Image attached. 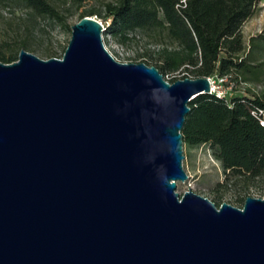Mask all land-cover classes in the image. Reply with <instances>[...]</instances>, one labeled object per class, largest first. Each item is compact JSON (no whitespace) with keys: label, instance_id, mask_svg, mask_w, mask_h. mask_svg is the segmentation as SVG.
I'll list each match as a JSON object with an SVG mask.
<instances>
[{"label":"water","instance_id":"water-1","mask_svg":"<svg viewBox=\"0 0 264 264\" xmlns=\"http://www.w3.org/2000/svg\"><path fill=\"white\" fill-rule=\"evenodd\" d=\"M84 15L61 58L0 61V264H264V197L176 189L207 76L118 60Z\"/></svg>","mask_w":264,"mask_h":264},{"label":"trees","instance_id":"trees-1","mask_svg":"<svg viewBox=\"0 0 264 264\" xmlns=\"http://www.w3.org/2000/svg\"><path fill=\"white\" fill-rule=\"evenodd\" d=\"M79 8L86 0H61ZM260 0H106L101 10H85L84 15H98L106 25L107 35L126 42L138 32L153 33L160 40L153 49H144L136 62H146L165 75L176 74L181 67L185 77L226 75L239 82L253 95L234 94L226 98L204 92L192 99L181 130L187 145L208 144L220 163L225 182L245 184L264 178V125L253 115L252 108L264 109V89H251L252 82L264 74V59L252 58V42L264 38V28L250 37L245 45L242 27L261 7ZM23 4L34 15L52 16L71 29L65 14L54 0H0V4ZM97 16V17H98ZM77 20V21H78ZM107 43V42H106ZM26 40L0 43V61L18 59ZM264 51V47H260ZM178 76L167 78L173 82ZM217 205L220 201L214 200Z\"/></svg>","mask_w":264,"mask_h":264},{"label":"rangeland","instance_id":"rangeland-1","mask_svg":"<svg viewBox=\"0 0 264 264\" xmlns=\"http://www.w3.org/2000/svg\"><path fill=\"white\" fill-rule=\"evenodd\" d=\"M106 0H86L79 8L63 4L61 0H54L57 6L65 14V19L69 25L74 24L81 12L85 10H101L104 12L103 4ZM95 16V15H93ZM98 16V15H97ZM100 17V14L99 16ZM103 20L108 21L109 19ZM251 18L261 24L259 28H264V10L260 8ZM259 34L258 29L253 32ZM71 29L63 26L52 16L34 15L30 9L23 4H0V43L8 40L11 42L28 43V49L45 59L51 56L61 58L63 52L70 40ZM104 35V33H103ZM108 47L118 55L121 61H135L140 58V53L144 49H153L160 40L159 36L153 33L138 32L136 38L121 42L120 39L113 35L106 36ZM250 37L246 36L245 45L250 49ZM252 58L256 57V62L264 59V51H260V47H264V38H257L252 42ZM185 68L181 67L174 75L180 76L188 74ZM173 77V76H172ZM171 78V75L168 76ZM259 81L252 82L251 89L257 91L264 89V74ZM236 91L234 94L253 95L251 90L242 86L239 82H235ZM184 160L183 165L189 177L185 180L177 181V190L183 194L187 190H194L199 194L208 196L211 200L232 203L235 206L242 207L247 196L264 197V178L255 179L252 183L245 184L242 180L232 183L225 182V174L220 163L212 155L208 144L205 145H183Z\"/></svg>","mask_w":264,"mask_h":264},{"label":"built area","instance_id":"built-area-1","mask_svg":"<svg viewBox=\"0 0 264 264\" xmlns=\"http://www.w3.org/2000/svg\"><path fill=\"white\" fill-rule=\"evenodd\" d=\"M182 1L184 2L185 0H182ZM259 2H260L259 6L261 8L263 7V10H264V0H260ZM95 16L97 17V15H95ZM97 18L101 22H103L100 17H97ZM103 25L106 28V25L104 22H103ZM258 31L261 32L262 29L258 28ZM103 37H104V35H103ZM104 41H105V39H104ZM105 45H106V48L108 49V51L111 52L118 60H120L118 58V55L116 53H114L108 47L106 42H105ZM123 62H127V61H123ZM173 75H175V74H173ZM173 75H171V76H173ZM168 76L169 75H165L164 77L167 79ZM207 77L209 78V80H211V90H210L211 93H214L218 97L221 96V97H226V98H229V97L234 95V92L236 91L235 83L230 81L226 75H224V76L212 75V76H207ZM252 113H253V115H255L258 118V120L260 121V124L264 125V109L256 106V107L252 108Z\"/></svg>","mask_w":264,"mask_h":264},{"label":"crops","instance_id":"crops-1","mask_svg":"<svg viewBox=\"0 0 264 264\" xmlns=\"http://www.w3.org/2000/svg\"><path fill=\"white\" fill-rule=\"evenodd\" d=\"M251 17L247 19V21L244 23L242 27V33L244 35V39L246 38L247 34L248 36L254 35L253 32L256 31L259 28V26H261L260 23L256 22L254 18Z\"/></svg>","mask_w":264,"mask_h":264}]
</instances>
